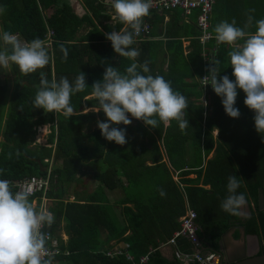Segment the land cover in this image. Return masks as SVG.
Returning <instances> with one entry per match:
<instances>
[{"label": "trees", "instance_id": "obj_1", "mask_svg": "<svg viewBox=\"0 0 264 264\" xmlns=\"http://www.w3.org/2000/svg\"><path fill=\"white\" fill-rule=\"evenodd\" d=\"M80 4L82 14L75 12L68 0H0V8L4 9L0 13L2 32L18 35L23 42L35 38L47 41V26L54 32L48 65L30 74H23L14 66L19 82L10 93L7 80L0 78V130L4 124L0 180L45 175L43 168L48 162L44 159L53 153L51 175L56 177L59 189L48 195L59 199L54 223L65 216L68 239L66 244L59 240L60 252L51 256L52 264H131L120 255L107 254L112 240L127 243L124 249L134 260L149 253L145 264H180L173 257L163 256L160 245L178 230L186 203L196 212V234L202 249L219 250L220 236L231 226L243 225L247 234L256 233L258 224L264 223L261 214L232 216L223 212L220 204L228 195L231 175L241 180L237 192L244 193L249 204H257L264 183V134L255 130L254 113L244 104L243 91H239L243 93L237 102L238 119L225 113L221 97L212 87L201 98L195 78L203 72L202 48L195 14L190 18L193 12L187 21H183L180 11L167 13L166 23L164 14L152 12L148 20L153 27L164 25L161 32L155 30L153 34L161 33L163 39H146L131 46L139 52L137 63L149 62L148 74L163 76L174 91L187 98L185 119L189 125L183 132L175 120L167 124L159 122L156 128H151L129 115L136 124L116 126L126 129L127 140L125 145H117L107 141L97 125L84 129L85 124H92L97 118L106 121L102 111L77 112L68 118L55 112L42 116V109L33 107L36 89L30 85L40 82L41 72L49 82L67 77L73 84L83 72L87 87L71 97V105L96 108L98 101L89 97L92 84L103 79L107 66L124 73L132 63L116 54L105 37V33L125 28L119 21L113 26L106 23L111 18V0H80ZM49 8L53 10L46 14ZM83 29L86 32L82 33ZM183 41H188L187 50ZM60 44L68 49L67 61L62 60ZM3 48L0 42V50ZM226 56L224 49L216 52L220 76L228 75L234 80ZM44 124H50L47 135L50 146L34 143L29 147L35 140L37 127ZM15 134L22 147L13 145ZM190 174L195 177L190 178ZM88 176L98 182V189L88 194L74 190L75 200L64 202L67 193L64 184L71 180L81 184ZM115 188L121 194L114 201L118 211L111 213L98 191L107 200L105 190ZM80 194L84 196L81 198ZM45 228L51 232L54 227L45 225ZM176 243L182 251L191 248V243L182 236Z\"/></svg>", "mask_w": 264, "mask_h": 264}, {"label": "clouds", "instance_id": "obj_2", "mask_svg": "<svg viewBox=\"0 0 264 264\" xmlns=\"http://www.w3.org/2000/svg\"><path fill=\"white\" fill-rule=\"evenodd\" d=\"M151 7L152 0H111V18L118 20L125 28L105 33V37L111 42L116 54L129 59L132 63L126 67L124 73L113 66H107L103 79L92 84L91 95L98 101V107L94 112L102 111L107 118L106 121H97L101 135L117 145L127 143L126 129L116 126L130 125L132 119L129 115L151 128H156L159 122L167 124L175 120L183 132L189 125L185 119L187 98L174 91L171 83L163 76L148 74L149 62L137 63L139 52L131 47L135 42L150 38L153 24L148 19L152 12L159 16L164 14L165 19L169 17L167 13L179 11L175 9L157 13L150 9ZM3 11L4 9L0 8V13ZM253 20L254 17L248 15L243 28L236 26L235 19L231 22L221 21L214 28L216 43L232 47L228 57L235 80H230L228 75L220 76L219 62L213 61L215 57L213 49L209 50L206 46L212 37L204 44L210 58L207 63L202 62L208 71L199 75L196 80L201 98L206 94L204 90L212 87L215 94L221 97L225 113L234 119L240 116L239 109L235 107L237 89L242 90L245 93L244 104L254 113L255 130L264 134V19L256 20L255 31L249 32L247 29L253 25ZM144 22L149 24V32L142 39L141 36L136 38L140 35ZM199 36L200 34L197 36L198 39ZM0 42L4 45L3 50H0V68L8 69L15 65L21 73L30 74L44 68L50 62L46 42L40 38L22 43L17 35L5 31L0 33ZM59 49L62 60L67 61L68 49L63 44L59 45ZM204 74L207 75L202 79ZM201 81L204 83V90ZM86 87L83 72L76 77L74 84L70 83L67 77L49 82L45 73L41 72L40 86L32 102L33 107L49 113H61L70 118L74 112L71 97L85 91ZM240 187L241 180L237 179V176L228 177V195L221 201L220 208L229 215L246 218L247 199L244 193L237 192ZM32 195L31 187L13 192L7 180H0V264H52L51 253L46 246L48 236L42 229L45 225L51 226L55 218L47 207H35L30 200ZM161 195H164L163 191ZM166 243L161 244L160 248L171 247L172 257L175 258L174 245ZM199 249L201 253L219 252L224 258L219 250L202 249L200 240Z\"/></svg>", "mask_w": 264, "mask_h": 264}, {"label": "crops", "instance_id": "obj_3", "mask_svg": "<svg viewBox=\"0 0 264 264\" xmlns=\"http://www.w3.org/2000/svg\"><path fill=\"white\" fill-rule=\"evenodd\" d=\"M68 2L73 7V9L75 10V12H77L79 14H82L83 13V9H82V6L80 4V0H68ZM52 10H53V8L47 9L46 14L51 13ZM252 10H254V11H252ZM110 11H112V10L110 9L109 12ZM248 15H252L254 17V20H253V25L251 27H249L247 29V31L254 32L255 31V21L256 20H260V19H264V0H215V2L212 5L211 11L209 13V26H208V31L212 35V42L213 43L210 42L211 41L210 40L207 43V45H206L209 48V50L210 49H213V52L215 54V57L213 58V61H217V59H216V52L219 53L220 51H222L224 49L225 53L227 54L226 57H228V52L232 50V47L229 46V45H226V44H220V45H218L216 43V40H215V32H214L215 26L218 23H220L221 21H225L226 20L228 22H231L233 19H235L236 20V26L243 28L244 24L247 21ZM168 18L169 17H166L164 19V22L163 23H166L167 20H168ZM188 19H189V16L183 17V21H187ZM115 21H118V20H113L112 18H110L106 23H108V25H110V26H113L115 24ZM161 27L163 29L164 25H162ZM161 27H159L158 25L155 28L153 27L152 33H151V36H150L149 40H161V39H163L161 33L160 34H153V32L155 30L157 32H161ZM47 28H48V34H47V38L48 39L45 42H46V45H47V49H49L50 48V45H51V42H52L51 37L54 34V32H53V30L50 27L47 26ZM50 32H52V34H50ZM81 32L82 33L83 32H86V30L83 29V31H81ZM0 33H2L1 23H0ZM17 37H18V35H17ZM18 39L22 43H24L23 40L20 39V37H18ZM238 43H242V41H238ZM1 44H2V42H1ZM187 45H188V41H183V47H184V49H187ZM14 66L15 65H11L10 66L11 72L14 73V75H13L14 78H13L12 81H9L8 80V77H7L6 72L4 71L3 68H0V73H1L0 74V78H1V80H3L4 78L7 80L8 86H9V93L15 88V86L17 85V82H19V79L17 78V74L14 71ZM207 71H208L207 66L203 64V72L202 73H207ZM195 79H197V77ZM21 84H24V82H22ZM207 90L208 89H206L204 91L207 92ZM205 95L203 96V98L205 97ZM89 97H93V96L90 95ZM205 103H206V101H205ZM87 109H90L93 112L95 110V108H87ZM84 113H87V111L84 112ZM4 118H5V116H4ZM97 121H100V119L97 118V120L95 122H92V123H94V128L97 125ZM132 123L133 124H136L134 120L132 121ZM3 125L4 124L2 123L1 130H0V137H2V139L0 138V142L3 140V136H2V128H3ZM48 125L50 127V124H48ZM141 125L144 126V127H147L143 123ZM41 126L42 125H40L38 127H41ZM49 132H50V130H49ZM213 133L216 134L217 133V130H214ZM47 137L48 136H46V140H44V141H46V143L43 144V145L50 146V145L47 144ZM16 138H17V134H15L14 142H15ZM14 142H13V145L16 146L14 144ZM37 144H39V143H37ZM54 146H55V143L52 144L53 150H54ZM209 156L207 158H210ZM44 161L45 162H48V164L46 165V167L43 168L45 170V175H41V176H38V177H46V176H49V182H50L49 189L46 190L45 192L39 191L33 197H31L30 200L33 202L34 206L37 207V208H39L41 206L47 207L48 210L53 213L54 218H55V216H56V205H57V202H58L57 200H59V199L58 198H55V196L51 197V196L48 195V193L51 190H52V193L55 194V193H57V191L59 189V184L57 183L56 177L53 176V175H51L52 174V170H53V165H54L53 164V153H52V155H51L50 158H45ZM32 176H35V175H32ZM51 176H53V179H51ZM189 177L190 178H194L195 177V174H190ZM174 179L176 180L177 177H174ZM2 180H8V181H13L14 182V181L21 180V179H16V180H14V179H2ZM69 182H67V183L64 184V188L67 190V193L65 195L64 202H66V201H74L75 200V196L73 195V192L72 191L76 190V188L70 190L69 187H68L69 186ZM206 187H208V186H206ZM96 188L98 189V184H97V187ZM11 190L13 191L14 189H11ZM92 191H90V192H92ZM78 192L79 193H84L83 190L82 191H78ZM90 192H88V193H90ZM98 192H99V196L101 197L102 203H104L108 207V210H110L111 213H112V211H115V209L118 211V208L116 206H114V205H118V204H115L114 201L116 200V198L118 199L120 195H115L116 197L113 199V197H111V195H109V192H111V190L110 189L109 190H105V193L104 194L107 197L106 198L107 200H105V197H103L101 195V190H99ZM88 193L85 191L84 194H88ZM83 196L84 195L82 194L81 195V198ZM70 197H72V199H70ZM258 200H259L258 207L261 206L264 209V183H263L262 189L259 190ZM125 206L128 207V208H132L130 204H126ZM120 207H122V205ZM245 210L247 212V217L249 216V214H251V211L252 210L255 211V209L253 208V204L252 203L249 204L248 202H247V207H246ZM66 223H67V219L65 218V216H62L60 218V222L56 221L55 223H53L51 225L52 227H54L51 230V234H52L53 241L56 243V248L58 249V252L57 253L60 252L59 240L60 239L62 240V244H66L67 243L68 236L66 235L65 229H64V226H65ZM128 233H129V231H127L126 234H128ZM233 237L235 239H241L240 238L241 237L240 234H238V236H236V237L233 234ZM246 241H247L246 242L247 243V250H249L250 252L256 251V248L255 247H257V246L253 244V240L249 237V238H247ZM114 243H115V240H112V241H110L108 243L111 246V248H109V249H113L117 245L120 246V247L123 246V243H115V244ZM161 251H162L163 256L167 257L168 259H171L172 258L171 247H169V246L163 247V248H161ZM62 252L66 253L65 250H63ZM57 253H55V254H57Z\"/></svg>", "mask_w": 264, "mask_h": 264}, {"label": "built area", "instance_id": "obj_4", "mask_svg": "<svg viewBox=\"0 0 264 264\" xmlns=\"http://www.w3.org/2000/svg\"><path fill=\"white\" fill-rule=\"evenodd\" d=\"M214 2L215 0H152V7L150 9H153L157 13L178 9L179 11H181L182 16L184 17L189 16L191 12L195 10L196 25L200 31L199 40L202 46V61L204 63H207L210 57L209 52L204 49V44L212 37V35L208 31V26L209 13ZM149 28L150 26L147 22L142 23V30L140 32V35L136 38H139L141 36L142 39L143 37H145V35H147L149 32ZM50 34H52V32H50ZM206 75L204 74L202 76V79ZM201 84L204 90L205 86L203 81H201ZM8 182L10 188L14 189L13 192L19 191L20 189L25 187H31L33 189V195L38 193L39 191L45 192L49 189L50 186L49 176H27L21 180ZM195 218V211L191 209L186 203L185 213L179 218V229L173 233L166 244L174 245L173 255L180 264H221L223 261V256L219 252L207 251L206 253H201V249H199V240L196 235L197 225L195 223ZM42 231H44L48 236L46 246L48 247L52 256L53 254L58 252L56 243L53 241L50 231L46 230L45 228H43ZM179 236L185 237L191 243V248L189 249V251H182L177 247L176 239ZM127 247V243H124L121 247L117 245L115 246V248L111 249V251H108L107 254L110 256L115 254L120 255L126 260L130 261L131 264H145L147 262L149 253L140 256L137 260H134L131 254L124 249Z\"/></svg>", "mask_w": 264, "mask_h": 264}, {"label": "water", "instance_id": "obj_5", "mask_svg": "<svg viewBox=\"0 0 264 264\" xmlns=\"http://www.w3.org/2000/svg\"><path fill=\"white\" fill-rule=\"evenodd\" d=\"M35 88L36 91L40 86L39 83H33L30 85ZM45 110H42L41 115L44 116ZM259 210L262 213L264 219V209L259 206ZM250 215V214H249ZM238 231L241 239H235L233 234ZM258 233L252 234V238L255 240L254 245L257 246L258 252H250L247 250L246 239L249 237L245 233V227L231 226L226 229L220 236L219 251L224 255L222 264H264V223L261 224Z\"/></svg>", "mask_w": 264, "mask_h": 264}, {"label": "rangeland", "instance_id": "obj_6", "mask_svg": "<svg viewBox=\"0 0 264 264\" xmlns=\"http://www.w3.org/2000/svg\"><path fill=\"white\" fill-rule=\"evenodd\" d=\"M194 14H196V11H193V14L190 16V18L192 17L193 18V16H194ZM188 49V48H187ZM186 49V50H187ZM230 64V63H229ZM231 67V66H230ZM4 69V68H3ZM4 71L6 72V74H7V77H8V80L9 81H12L13 80V78H14V73H12L11 72V69L10 68H8V69H4ZM233 70H232V68H231V72H232ZM200 74V73H199ZM199 74H197V77H199L198 75ZM234 79V78H233ZM235 80V79H234ZM239 91H242V90H240V89H237V92H238V95H237V99H236V104H235V107H238L237 106V102H238V100H240L241 98H242V96H241V94L240 93H243V92H240L239 93ZM243 96L245 95V93H243L242 94ZM194 97H192V99H193ZM240 102V101H239ZM73 109H74V112L73 113H77V112H80V113H84V112H88L90 109H87V108H83L82 106H79V107H73ZM91 111V110H90ZM87 128H94V123H92V124H89V123H87V124H85V126H84V129L86 130ZM49 125L48 124H45V125H42L41 127H38L37 128V130H36V135H35V140H34V142L35 143H39V144H45L46 143V141H44V140H46V136L48 135V133H49ZM214 135H216V134H214ZM1 139H2V137H0ZM37 140V141H36ZM43 141V142H42ZM34 142L33 143H31V144H29V147H33V145H34ZM14 144L17 146V147H22V145H21V142H20V140L18 139V138H16V140H15V142H14ZM212 156V154H210V156L209 157H211ZM78 176L77 175H75V178H77ZM97 184H98V182L94 179V178H92L91 176H88V178H84V180H83V183H79V184H76L75 183V180H71L70 182H69V189L71 190V189H74V188H76V190L77 191H86L87 193L88 192H90V191H92V190H94L96 187H97ZM109 195H111V197H113V199L116 197L115 195H120V190L118 189V188H115V189H113V190H111V192H109ZM70 199H72V197H70ZM117 199V198H116Z\"/></svg>", "mask_w": 264, "mask_h": 264}, {"label": "flooded vegetation", "instance_id": "obj_7", "mask_svg": "<svg viewBox=\"0 0 264 264\" xmlns=\"http://www.w3.org/2000/svg\"><path fill=\"white\" fill-rule=\"evenodd\" d=\"M253 204V203H252ZM258 205H259V200H258V202H257V204L256 205H254L253 204V208L255 209V211L254 210H252L251 211V214H254V215H257V214H261L262 215V213H261V211L260 210H258L259 209V207H258ZM250 214V215H251ZM249 215V216H250ZM241 226V225H240ZM260 226H261V224H258V229H257V232L256 233H258V232H260L259 231V228H260ZM246 233V232H245ZM256 233H254V234H256ZM238 232H235L234 233V236L236 237V236H238ZM247 234V233H246ZM249 235V237L253 240V244L255 243V240L252 238V234H248ZM249 237H247V238H249ZM247 240V239H246ZM247 242V241H246ZM256 248V251L255 252H258V249H257V247H255Z\"/></svg>", "mask_w": 264, "mask_h": 264}]
</instances>
